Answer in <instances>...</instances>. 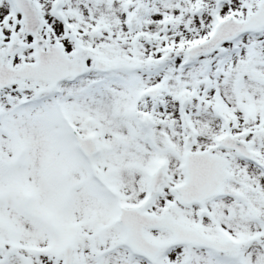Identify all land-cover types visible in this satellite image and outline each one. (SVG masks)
I'll return each mask as SVG.
<instances>
[{
  "label": "snow or ice",
  "instance_id": "snow-or-ice-1",
  "mask_svg": "<svg viewBox=\"0 0 264 264\" xmlns=\"http://www.w3.org/2000/svg\"><path fill=\"white\" fill-rule=\"evenodd\" d=\"M0 264H264V0H0Z\"/></svg>",
  "mask_w": 264,
  "mask_h": 264
}]
</instances>
